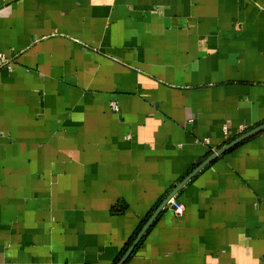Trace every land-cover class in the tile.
<instances>
[{
    "label": "crops",
    "instance_id": "0c3cea01",
    "mask_svg": "<svg viewBox=\"0 0 264 264\" xmlns=\"http://www.w3.org/2000/svg\"><path fill=\"white\" fill-rule=\"evenodd\" d=\"M0 52V264H117L192 174L123 264H264V0H0Z\"/></svg>",
    "mask_w": 264,
    "mask_h": 264
},
{
    "label": "water",
    "instance_id": "95a60500",
    "mask_svg": "<svg viewBox=\"0 0 264 264\" xmlns=\"http://www.w3.org/2000/svg\"><path fill=\"white\" fill-rule=\"evenodd\" d=\"M264 127H260L257 130H261ZM257 130L253 131L252 133H249L247 135H245L244 137H247L255 132H257ZM242 137V138H244ZM242 138L234 141L232 144H230L229 146H226L225 149H223L221 152L225 151L226 149H228L229 147L233 146L234 144H236L237 142H239ZM206 164V163H205ZM205 164L201 165L197 171L202 168ZM193 175V174H192ZM192 175H190L189 177H187L181 184L180 186H178L173 193H171V195H169L167 197V199L165 201H163V203L158 207V209L155 211V213L151 216V218L147 221V223L144 225V227L141 229L140 233L137 235L136 239L133 241V243L131 244V246L127 249V251L125 252V254L123 255V257L120 259V261L117 264H123L125 262V260L127 259V257L130 255V253L132 252V250L134 249V247L136 246L137 242L140 240V238L142 237V235L144 234V232L148 229V227L150 226L151 222L154 220V218L156 217V215L159 213V211L166 205V203L177 193V191L180 189V187L186 182L188 181V179H190V177H192Z\"/></svg>",
    "mask_w": 264,
    "mask_h": 264
},
{
    "label": "built area",
    "instance_id": "2783aa9c",
    "mask_svg": "<svg viewBox=\"0 0 264 264\" xmlns=\"http://www.w3.org/2000/svg\"><path fill=\"white\" fill-rule=\"evenodd\" d=\"M12 64H13L12 61L8 57H6L3 53L0 52V68H5L8 71H11ZM110 109L113 112H117L118 111V107H117V105H116L115 102H111L110 103ZM226 130H227V128L226 127H223L224 134L226 133ZM203 142L205 144H207L208 143V140L207 139H204ZM168 205H170L172 207V212H173V215L174 216L181 217L183 215V213H184V206L182 204L178 203L174 199H170L168 201Z\"/></svg>",
    "mask_w": 264,
    "mask_h": 264
}]
</instances>
